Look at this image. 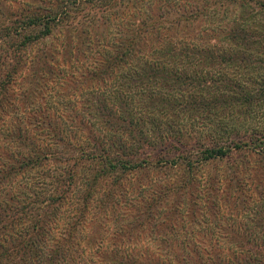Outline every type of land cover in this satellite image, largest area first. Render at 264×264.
Returning a JSON list of instances; mask_svg holds the SVG:
<instances>
[{
    "label": "rangeland",
    "instance_id": "obj_1",
    "mask_svg": "<svg viewBox=\"0 0 264 264\" xmlns=\"http://www.w3.org/2000/svg\"><path fill=\"white\" fill-rule=\"evenodd\" d=\"M55 1L8 0L4 6L7 11L10 8L18 11L32 2L36 9L51 11L57 9ZM65 11L64 30L60 28L63 32L45 43L40 42L30 53L32 58L42 51L51 54L47 58L50 68L45 72V81L31 86L33 79L24 78L30 76L31 71L25 70L21 76L27 85L22 83V87H28L39 97L33 99V106L48 105L56 115L76 124L69 128L74 140L91 134L106 140L124 133L120 138L133 151L132 157L108 151L112 159H128L137 166L109 168L92 190L81 183L82 178L77 181L80 190L76 188L65 199L53 213L56 220H51V237L61 238L54 244L69 249L57 264H248L259 252L250 251L258 248L255 244L246 248V239L256 238L259 244L264 242V205L256 201V187H259L256 174L260 171L257 157L201 164L199 156L215 139L221 138V143L229 141L232 136L228 131L236 133L241 121L248 127L253 119L242 118L246 104L234 102L229 92L202 80L217 78L225 70L237 82L241 79L243 91L262 90L256 83L258 72L245 71L244 65L237 63L245 59L239 56H242L240 52H247L249 43L216 30L238 25L260 29L259 26H264V0H76ZM150 15H153L151 20L138 37L141 49L135 57L139 66L144 62L165 60L168 65L179 67L199 80L185 86L183 93L177 89L173 93L171 88L158 91V84L147 82L142 88L134 85L128 91L134 101L131 105L134 118L144 122L143 130L148 136L142 134L141 141L137 131L116 132V127L104 122L106 118L98 114L102 97L117 107L113 100L115 90L122 86L128 89V82L123 81V84L118 79L116 69L104 73L103 79L94 72L107 51L114 50L124 38V31ZM77 24L83 31L81 41L76 36L68 38L69 33L65 35V25L73 29ZM252 40L261 43V47L253 51L255 58H264L261 39L253 37ZM170 47L190 48L198 53L189 61L167 54L165 49ZM207 47H216L220 52L212 49L215 54L211 63L200 55ZM221 56L235 57V61L226 58L222 62ZM185 66L187 68H183ZM120 89L126 91L123 87ZM163 93L170 98L174 96L169 100L171 105L177 99L174 110L166 109L163 103L151 108V99L155 97L152 94ZM222 93L227 94L226 104H218L223 100ZM257 109L259 118L254 123L264 126V102ZM148 123L153 124L149 132ZM175 136L184 139L190 150L170 145ZM148 141L158 146L152 152L143 150ZM102 142L106 147L112 146L110 142ZM232 164L239 165L241 170L235 175L236 181H240L239 184L235 181L237 185L229 181ZM83 188L94 196L85 216ZM77 220L79 235L76 239H66V235L74 231ZM262 249L264 251V246ZM29 259L40 263L33 255H28Z\"/></svg>",
    "mask_w": 264,
    "mask_h": 264
},
{
    "label": "trees",
    "instance_id": "obj_2",
    "mask_svg": "<svg viewBox=\"0 0 264 264\" xmlns=\"http://www.w3.org/2000/svg\"><path fill=\"white\" fill-rule=\"evenodd\" d=\"M6 1L8 0H0V264H35L36 261L27 260L28 255L35 256L37 261H40L39 264H57L62 262L63 254L69 249L66 247L62 249L60 245L54 244L61 238L56 240L51 237V220H56L53 213L64 203L65 199L76 188L80 190L77 181L82 178L81 183L92 190L97 186L103 173H108L109 168L119 169L121 166L128 168L136 164L128 159H112V153L108 151L109 149L115 150L117 154L121 153L120 156L132 157L133 151L120 138V135L123 136L124 133L114 134L115 137L112 135L106 140H100L101 138L94 137L92 134L74 140L69 128L76 127V124L56 115L48 105L33 106V99H37L38 96L33 95L28 87H22V83L26 84L21 76L25 70L31 71L30 76L23 75L26 79H33L29 83L31 86L38 85L42 80L45 81V72L50 68L47 58L51 54L42 51L41 54L36 53L32 58L30 53L40 42L43 43L57 33L63 32V23L67 20L65 9L75 4L76 0H60L59 2L56 0L57 9L51 11L36 9L32 2H29L22 10L20 7L18 11H12L11 8L7 11L4 6ZM152 16L139 20L138 24H133L134 27L126 29L122 35L124 38L120 39L114 50L107 51L105 57L100 59L98 69L94 72L96 77L103 79L104 73L116 69L115 75L118 79L123 84V81L128 82V89L122 86L126 91L120 89L122 87L115 90L113 100L117 103V107L114 104H108L105 101L106 98L102 97L98 114L106 118L103 119L104 122L115 126L116 132L137 131L140 133L141 141H143L142 134L148 136L143 130L144 122L134 118L135 115L131 110L134 101L131 100L128 91L134 85L141 87L147 82L158 84L160 88L158 91H163L161 88H171L169 90L174 91L173 93L176 92L175 89L183 93L185 86L193 85L199 80L196 76H189L179 67L168 65L165 60L144 62L139 66V61L135 57L141 49L138 37ZM70 26L65 25V35L69 33L68 38L76 36L80 41L83 40V31L78 24L73 25V29ZM259 27L261 28L254 29L252 26L242 28L238 25L220 28L216 31L219 34L228 32L230 38L249 43L247 52H240L242 56L239 57L245 59L238 60L237 63L244 65L245 71L256 70L258 72L256 83L262 86L261 91L256 92L252 89L243 91L241 79L237 82L234 76L229 71L225 73V70L222 74H218L217 78L212 77L210 80L203 78L202 80L206 84L208 81L211 82L223 92H229L234 102L242 101L246 104L247 110L243 112L242 118L253 119V123L259 118L258 105L264 102V58H255L253 51L258 50L261 43L252 40L253 37L261 39L264 49V30H262L264 26ZM238 33L242 35H237ZM215 48L207 47L201 50L200 55L206 56V62H213V54L215 51L218 52ZM165 50L167 54H173L182 59L187 58L189 61L198 53L195 49L196 52L184 47L180 49L170 47ZM234 54L237 55L235 51ZM209 57H211L210 60ZM226 58L235 61V57ZM226 58L221 56L220 60ZM41 84L43 85V82ZM177 85L179 88H175ZM197 86L200 85L197 84ZM149 94L151 97V93ZM152 95L155 96L151 99L153 100L150 104L152 109L163 103L167 106L166 109L174 110L177 99L172 102V105L169 102L174 96L171 98L168 94L163 96L164 93L160 96ZM222 95L223 100L218 104L227 103V98H225L227 94L222 93ZM255 104L256 107H254ZM152 121L156 122L153 118ZM242 122L239 123L240 126L236 133L228 131L232 136L229 141L221 143V138L215 139L211 147L200 152L199 160L202 161L201 164H219L237 161V157L252 159L256 156L257 167H260V171L256 174L259 182V187H256V201L260 200L264 205V126H259L257 123L253 126L252 123L247 127L246 122ZM150 128H153V124L148 123V132ZM157 135L161 136V133ZM135 139L139 141L138 137ZM102 141L110 142L112 146L106 147ZM170 145H175L178 149L184 147L185 151L190 150V146H187L186 141L179 136H175ZM157 147L148 141L143 150L152 152ZM231 167L232 175L229 181L236 184L235 175L241 170L236 164H232ZM80 170H82L81 175ZM236 182L240 183L238 179ZM82 192L85 200L83 206V216H85L89 211V201L94 196L84 188ZM78 225L77 220L74 224V231L67 234L66 239H76L79 235ZM246 240V248L255 244L258 248L250 251L258 250L259 252L256 257L247 261L248 264H264L262 249L264 242L259 244L256 238ZM42 256L43 258L40 259Z\"/></svg>",
    "mask_w": 264,
    "mask_h": 264
}]
</instances>
